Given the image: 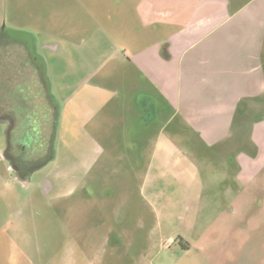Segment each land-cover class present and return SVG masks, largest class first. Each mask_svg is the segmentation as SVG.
<instances>
[{"label":"rangeland","instance_id":"1","mask_svg":"<svg viewBox=\"0 0 264 264\" xmlns=\"http://www.w3.org/2000/svg\"><path fill=\"white\" fill-rule=\"evenodd\" d=\"M136 1L0 0V264H264V169L247 186L252 174H245L242 182L236 178L241 164L264 148V95L243 103L246 112L238 113L231 135L223 141L178 138L204 182L202 195H192L193 202L185 185L173 177L163 178L156 168L149 175L157 133L143 138L145 145L134 150L127 131L134 122L120 129L119 122L111 120L112 105L86 128L103 141L106 152L82 184L65 162L62 117L54 116L48 91L40 85L41 64L43 81L52 84L50 97L63 106L49 66L52 51L44 46L52 43L48 34L62 40L56 43L64 39L80 44L100 30L117 44L127 43L131 32H144ZM75 77L69 79L74 82ZM114 81L100 79L106 85L114 86ZM7 113L19 119L18 130H9ZM50 123V148L45 144L46 151L27 158L39 168L19 176L4 151L9 139L16 147L28 137L25 143L33 149L34 143L51 136ZM175 124L179 118L167 131ZM71 127L73 142L79 144L78 122ZM240 154L245 157L238 161ZM73 155L78 158V151ZM51 180L57 186L47 183ZM192 215L194 231L181 232ZM184 240L193 247L183 249Z\"/></svg>","mask_w":264,"mask_h":264},{"label":"crops","instance_id":"2","mask_svg":"<svg viewBox=\"0 0 264 264\" xmlns=\"http://www.w3.org/2000/svg\"><path fill=\"white\" fill-rule=\"evenodd\" d=\"M134 8L144 32H131V41H119L121 45L100 30L80 44L64 39L56 43L61 39L48 34L52 43L44 46L52 51L49 66L63 102L62 107L55 104L63 121L65 162L82 184L106 152L103 141L86 128L112 105L111 120L120 129L134 122L127 130L134 150L145 145L143 138L157 133L149 175L156 168L163 178L173 177L185 185L193 202L192 195H202L204 182L178 138L219 143L231 135L238 113L246 112L243 103L264 95V0H137ZM111 60L115 66L104 74ZM73 76L74 82L69 79ZM87 78L96 82L89 84ZM101 78L115 80L114 86L101 83ZM177 118L180 124L168 132ZM77 122L79 144L70 128ZM77 151L79 157H72ZM244 157L240 154L237 160ZM241 168L238 181L245 174H252L246 186L256 181L255 173L264 169V148ZM51 186L56 182L51 180ZM189 222L181 225V232L192 234L194 215Z\"/></svg>","mask_w":264,"mask_h":264},{"label":"flooded vegetation","instance_id":"3","mask_svg":"<svg viewBox=\"0 0 264 264\" xmlns=\"http://www.w3.org/2000/svg\"><path fill=\"white\" fill-rule=\"evenodd\" d=\"M40 66H41L40 67V71L41 72L38 71L42 75V81L40 82V85H42L43 88L46 91H48L46 98H48V104H50L49 100H51V97L49 95V84H47L46 80L43 81L45 78L43 76V68H42V65L40 64ZM50 112H51V110L49 111V114H50ZM44 113L45 114H48L46 112H44ZM5 117L10 122V125H9V130L10 131L12 129H15V128H17V130L19 129V124H18L19 119L14 114H12V113L11 114L10 113L8 114L7 113L5 115ZM43 123H45V121H43ZM49 129H51V136H49L48 139L46 141H44L43 143H42V140H41V142L39 141L37 143H34L35 144V148H36V149L33 148L34 150L32 149L31 144L30 145H26V143H25V140H27L29 142V138L28 137L25 138L24 141L21 142V144L15 145L16 147L13 146V144H14V143H12L13 140L11 141L9 139V143H8L7 149L4 150V151L9 153V156L7 158L10 159V162H12L11 164L13 165L14 170L19 174V176L24 177L26 174H29L30 172H32L35 169L39 168L40 165L38 167H35L34 164H31L30 165V161L27 158H30V156H33L34 154H36V153H38L40 151L41 152L46 151L44 149L45 144H47V148H50L51 141H52V138L51 137H53L52 134L54 133L53 132L54 128L51 125V123H50V128ZM15 133H16V131H15ZM24 137H26V136H24ZM37 140H39V139H37ZM34 144H32V145H34ZM48 158H50V157H48ZM47 183L51 186V182L50 181H47ZM184 241L186 242V244L185 245H182V248L183 249H187L188 250V249H191L193 247V245L189 241H187V240H184Z\"/></svg>","mask_w":264,"mask_h":264},{"label":"trees","instance_id":"4","mask_svg":"<svg viewBox=\"0 0 264 264\" xmlns=\"http://www.w3.org/2000/svg\"><path fill=\"white\" fill-rule=\"evenodd\" d=\"M24 57V56H23ZM44 76V75H43ZM50 102V105H53L54 106V116H58V106L55 104V102L52 100V97H51V100H49ZM57 120V119H56ZM52 155V154H51ZM40 164H36L35 167H38Z\"/></svg>","mask_w":264,"mask_h":264}]
</instances>
